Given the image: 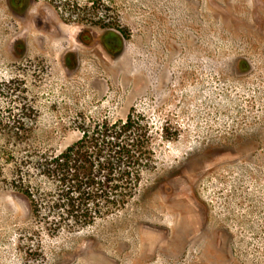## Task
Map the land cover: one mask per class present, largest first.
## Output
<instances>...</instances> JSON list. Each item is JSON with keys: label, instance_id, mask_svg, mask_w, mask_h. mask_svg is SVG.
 Wrapping results in <instances>:
<instances>
[{"label": "rangeland", "instance_id": "rangeland-1", "mask_svg": "<svg viewBox=\"0 0 264 264\" xmlns=\"http://www.w3.org/2000/svg\"><path fill=\"white\" fill-rule=\"evenodd\" d=\"M130 113L133 192L50 211ZM0 264H264V0H0Z\"/></svg>", "mask_w": 264, "mask_h": 264}, {"label": "trees", "instance_id": "trees-1", "mask_svg": "<svg viewBox=\"0 0 264 264\" xmlns=\"http://www.w3.org/2000/svg\"><path fill=\"white\" fill-rule=\"evenodd\" d=\"M134 123L131 113L125 121L97 123L51 157L48 175L58 182L59 199L65 201L49 206L50 211L67 209L74 217L91 205L102 212L99 201L107 204L104 206H116L124 195L133 192L134 183L140 180L141 161L150 152Z\"/></svg>", "mask_w": 264, "mask_h": 264}, {"label": "flooded vegetation", "instance_id": "flooded-vegetation-1", "mask_svg": "<svg viewBox=\"0 0 264 264\" xmlns=\"http://www.w3.org/2000/svg\"><path fill=\"white\" fill-rule=\"evenodd\" d=\"M112 43H113L112 40H108L106 44H107V45H111Z\"/></svg>", "mask_w": 264, "mask_h": 264}, {"label": "bare ground", "instance_id": "bare-ground-1", "mask_svg": "<svg viewBox=\"0 0 264 264\" xmlns=\"http://www.w3.org/2000/svg\"><path fill=\"white\" fill-rule=\"evenodd\" d=\"M166 232V231H165ZM165 234V233H164ZM192 239V238H191Z\"/></svg>", "mask_w": 264, "mask_h": 264}]
</instances>
